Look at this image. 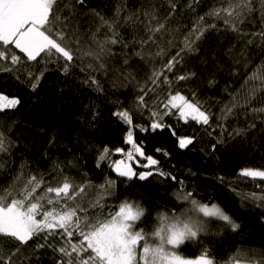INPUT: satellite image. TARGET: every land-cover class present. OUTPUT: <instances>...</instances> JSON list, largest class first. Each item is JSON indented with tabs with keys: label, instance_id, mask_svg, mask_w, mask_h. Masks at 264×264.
Returning <instances> with one entry per match:
<instances>
[{
	"label": "snow or ice",
	"instance_id": "obj_1",
	"mask_svg": "<svg viewBox=\"0 0 264 264\" xmlns=\"http://www.w3.org/2000/svg\"><path fill=\"white\" fill-rule=\"evenodd\" d=\"M201 3L202 0H188L181 9L177 0H145L138 9L121 6L112 17H105L94 9L84 12L86 0H0V72L15 74L17 80L23 76L33 91L51 69L65 76L79 69L85 74L83 84L103 91L98 74L107 77L119 73V79L135 82V74L121 72V68L131 66L133 58L144 63L161 61L145 83L139 84L132 109L114 113L128 125L124 143L131 146L127 151L123 147L114 149L124 157L109 165L117 179L105 176L96 184L87 173H81L77 181L56 163L48 176H25L21 168L10 185L0 187V264H39V253L45 249L52 250L53 264H264V250L255 248H238L223 262L207 246L194 258L184 255L180 249L187 242L196 243L202 236L222 235L224 231L238 233V213L227 211L229 205L222 207L215 197L203 201L192 191H185V182L163 170L161 161L147 155L143 142L135 138L136 130L156 133L167 129L177 138L179 149H188L196 140L195 134L178 136L173 125L166 123L169 117L200 126H210L215 117L220 131L217 144L224 142L225 134L228 138L246 136L258 127L264 135V60L250 74L246 71L239 89H225L228 100L222 102L219 114L205 108L196 99L195 91L185 95L176 88L180 82L197 78L195 71L178 75L176 70L184 66L187 57L199 54L198 42L210 32L229 31L239 37L245 48H264V0H216L206 13L196 14L190 25L183 24L182 17L195 14ZM257 11L259 27L245 31L246 26L256 23L253 13ZM89 16L97 22L95 31L89 28L82 32L80 21ZM217 21H222V27ZM125 28L130 31L128 39L121 31ZM84 36L90 42L83 41ZM247 57L246 52H241L234 66L240 67L244 60L243 67L248 69ZM114 61L121 68H116ZM215 83L214 79L208 81L209 86ZM162 85L167 88L166 98L157 95L149 103L147 98ZM20 102L18 97L0 93V114L14 110ZM144 111L149 113L147 126L134 123L133 112ZM241 116L245 126L229 131L227 122ZM12 131L13 125L6 132L0 122V154L5 156L18 146L11 139ZM55 141L56 134H50L48 143L54 145ZM217 144L212 145L213 150ZM154 152L170 156L165 148L157 147ZM110 155V149L104 147L96 158V168H101ZM134 164L143 170L137 171ZM67 166L76 168L71 160ZM154 175L177 183L179 190L174 196L188 206L180 212L171 208L157 213L149 230L140 227L149 213L138 202L125 199L116 205L107 201L116 197L119 180L144 182ZM239 176L259 180L261 183L255 185L258 191L229 190L242 201L264 207V168L245 167ZM217 179L222 185L226 183L222 176ZM212 223L220 225V229L212 232Z\"/></svg>",
	"mask_w": 264,
	"mask_h": 264
},
{
	"label": "trees",
	"instance_id": "obj_2",
	"mask_svg": "<svg viewBox=\"0 0 264 264\" xmlns=\"http://www.w3.org/2000/svg\"><path fill=\"white\" fill-rule=\"evenodd\" d=\"M144 2L145 0H86L83 11L94 9L105 17H112L118 7L124 6L127 10H135ZM177 2L181 9L188 4V0H177ZM214 3L216 0H202L196 8V13L190 12L184 15L182 23L190 25L196 14L203 15ZM124 14L126 13L121 15ZM258 16V11L253 13L256 23L246 26L245 31L256 30L259 27ZM80 23L83 32L89 28L95 31L97 22L89 16ZM217 24L222 27V21H217ZM175 26L176 21H173L172 27ZM121 31L126 39L130 38L128 29ZM82 39L90 42L88 36ZM198 46L201 49L199 54L187 57L184 66L176 70L178 75L195 71L197 78L180 82L176 88L185 95L195 91L196 99L205 108H211L213 113L219 114L222 102L228 100L225 89L232 92L240 88L246 71L250 74L255 66L264 60V48L260 46L245 48L239 37L229 31L210 32L204 40L198 42ZM152 51H155V47ZM241 52L248 54V69L243 67L244 60H241L240 67L234 66V61ZM113 64L116 68H121L119 62L114 61ZM160 64L159 60L144 63L139 58H133L130 61L131 66L127 69L121 68V72L135 74V82L119 79V73L107 77L98 74L97 79L100 80L103 91L95 90L94 85L83 84L85 74L79 69H73L68 76L51 69L45 73L35 91L23 76L17 80L15 74L0 72V93L9 98L18 97L21 101L14 110H5L0 114V122L3 123L6 132L9 125H13L11 139L18 145L11 149L10 156L0 154V163L4 165L0 168V187L10 185L21 168L25 176L32 174L38 177L41 174L48 176L56 163L64 167L65 173L75 177L77 181L81 179V173H87L88 178L96 184L103 182L105 176L117 179L109 165L124 157L115 153L114 149L123 147L127 151L131 146L124 143L128 125L114 113L122 109H132L139 94V84L145 83L152 69L159 68ZM233 72L238 74L233 75ZM210 79L216 81L213 86L208 85ZM166 93L167 88L162 85L155 95L150 94L147 99L149 103H152L157 95L165 99ZM133 115L134 123L147 126L148 111L133 112ZM166 123L173 125L178 136L195 134L194 144L188 149H179L177 138L167 129L156 133L136 130L137 142H143L147 155H154L161 161L160 167L163 170L171 172L177 180L185 182V191H192L197 199L203 201L208 197H215L216 202L222 207L227 203L229 207L226 210L230 213L233 211L238 213L236 218L241 224L238 233L224 231L222 235L202 236L196 243L187 242L180 251L194 258L200 254L203 247L207 246L213 256L223 262L234 255L238 248L264 250V219H262L264 207L242 201L240 196L229 190L235 188L241 193L258 191L255 185L261 182L252 181L251 178H241L239 171L245 167L264 168V149L261 147L264 135L261 134L260 128L258 127L250 135L235 138H228L225 134L224 142L217 144L220 131L216 128L215 117L210 126H200L193 121L185 124L175 117L167 118ZM236 126H245L243 116L239 120L230 119L227 122L229 131ZM50 134H56L54 145L48 143ZM213 144H217L215 150L212 148ZM106 146L111 151L110 158L102 162L101 168L97 169L96 158ZM157 147L165 148L170 156L163 157L155 153L154 149ZM70 160L76 164V168L67 166ZM141 162L145 161L141 158ZM133 166L137 167L135 164ZM141 170L143 169L137 167V171ZM221 176L226 181L223 185L217 179ZM178 190L177 183L156 175L144 182L135 179L119 180L116 197L108 200L107 203L118 205L125 199L138 202L149 213L140 227L150 230L155 223L157 213L171 208L180 212L188 206L176 200L174 193ZM210 229L216 232L220 229V225L212 223ZM53 255L51 249L41 250L39 264H53Z\"/></svg>",
	"mask_w": 264,
	"mask_h": 264
},
{
	"label": "rangeland",
	"instance_id": "obj_3",
	"mask_svg": "<svg viewBox=\"0 0 264 264\" xmlns=\"http://www.w3.org/2000/svg\"><path fill=\"white\" fill-rule=\"evenodd\" d=\"M261 147L264 149V139L262 140Z\"/></svg>",
	"mask_w": 264,
	"mask_h": 264
}]
</instances>
